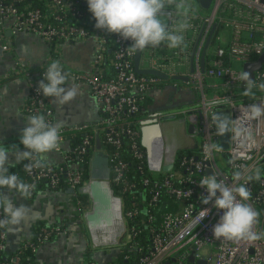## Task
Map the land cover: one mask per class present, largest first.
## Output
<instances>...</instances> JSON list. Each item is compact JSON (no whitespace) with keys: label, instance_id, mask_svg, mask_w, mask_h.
<instances>
[{"label":"built area","instance_id":"2783aa9c","mask_svg":"<svg viewBox=\"0 0 264 264\" xmlns=\"http://www.w3.org/2000/svg\"><path fill=\"white\" fill-rule=\"evenodd\" d=\"M185 2L189 6L193 3L198 6L197 15H190L192 27L185 33V46L176 50L161 46L141 52L139 69L153 70L165 76L160 78L135 72L136 54L126 51L131 41L96 29L86 0H0V40L5 31L11 35L26 33L44 41L52 52L50 59L35 70L29 69L20 59L15 61L11 75L27 80L30 95L24 111L29 115L43 114L50 123H55L53 99L44 98L37 91L42 71L51 60L61 62L63 47L88 41L94 46L88 71L65 70L75 83L89 88L99 107V121L62 128L61 146L55 151L63 156V163L43 169L26 167L24 181L33 185L45 182L51 188L64 185L72 189L75 197L84 194L90 201L87 190L92 182L90 166L89 177H86L83 171L67 165L74 154L79 158L87 150L94 153L93 140L101 136L112 148L109 153L105 149L100 151L108 162L107 181L119 193L115 196L121 203L123 223L116 242L104 246L110 249L118 243L115 248L136 251L141 255L139 264H200V261L203 264H264V235L257 241L214 238L213 228L222 212L211 204L201 203V197L207 193L199 186V180L207 175V171L221 177H230L238 169L244 171L245 176H255L257 170L264 171V119H253L248 111L249 105L264 103V90L254 89L255 95L246 97L243 95L244 82L239 79L245 64L257 63L263 57L252 79L257 83L264 81V1L211 0L207 8L198 0ZM175 10V7L166 10L164 19L170 26L178 19ZM198 10L206 13L203 15ZM235 63L240 68H234ZM176 77L187 81L175 80ZM164 87L171 91L192 88L202 96L195 109H181L175 113L184 118V122L196 126L201 146L198 156H183L177 161L176 147H167L163 135L159 150L161 165L172 163L173 167L161 181H153V178L143 176L145 152L140 146L141 122L153 109L143 119H139L138 114L149 92ZM216 111H228L236 126L243 130L235 139L229 134V147L225 152L218 145L216 128L211 121L212 113ZM167 116L172 113L162 110L156 114L157 119ZM78 133L86 134L82 146L72 149V155L63 151L62 143ZM213 143L220 150L209 155L206 147ZM220 154L228 158V164L222 168L215 159ZM176 163L182 174L173 172ZM248 187L252 192L249 203L260 213L253 230L264 234V175L258 180L253 179ZM127 199L130 201L126 202ZM159 206L163 208L159 209ZM205 207L211 211L202 217L201 210ZM138 208L144 211L146 223L147 235L142 242L137 241L141 231L135 226L129 227V222L137 221ZM155 209L159 213L158 219L153 214ZM63 234L58 226L41 227L35 238L22 243L13 255H7V235L0 231V264H21L22 251L29 249L36 255L41 245ZM119 238L121 242H118ZM98 247L103 246L93 244L92 249ZM191 255L193 262H189ZM86 264L95 263L88 261Z\"/></svg>","mask_w":264,"mask_h":264},{"label":"clouds","instance_id":"9594fccd","mask_svg":"<svg viewBox=\"0 0 264 264\" xmlns=\"http://www.w3.org/2000/svg\"><path fill=\"white\" fill-rule=\"evenodd\" d=\"M86 3L96 22L95 28L131 41L126 51L132 55L161 46L182 49L185 33L192 27L189 5L185 0H86ZM172 7L178 10L174 26L164 19L166 10ZM239 79L244 82L243 95L246 97L254 96V89L264 90V81L257 83L246 70L239 74ZM70 82L71 86L66 87ZM37 91L63 107L81 95V85L74 82L59 60H51L42 71ZM248 111L253 119H264V103H253L248 106ZM25 119L27 126L19 136V145L24 150H19L18 145L6 147L0 142V231L7 234H15L30 213V209L18 200H28L35 191V185L25 182L11 169L21 161H28L27 168H46L50 154L61 146L63 139L61 122L50 123L45 115L37 113ZM211 121L217 136L231 134L235 139L242 135L243 130L230 116L213 112ZM219 150L214 143L206 147L209 155ZM13 153L15 161L10 162L9 157ZM260 176L259 170L255 176H245L244 171L238 169L230 177L213 173L199 180V186L207 193L201 197V203L211 204L222 212L213 228L214 238L250 241L262 238L264 234L253 230L260 213L249 203L252 192L248 187L249 182L260 179ZM210 211L207 207L203 208L201 216H208Z\"/></svg>","mask_w":264,"mask_h":264},{"label":"crops","instance_id":"0c3cea01","mask_svg":"<svg viewBox=\"0 0 264 264\" xmlns=\"http://www.w3.org/2000/svg\"><path fill=\"white\" fill-rule=\"evenodd\" d=\"M0 46L3 51V55L0 57V142H3L6 147L18 145L19 150L22 151L24 149L22 145H19V136L21 130L27 126L25 118L29 114L24 111V107L29 100L30 92L27 80L14 77L11 73L14 70L16 60H22L29 69L35 70L41 68L50 59L52 52L49 45L44 41L26 33L11 35L10 32L5 31L0 40ZM3 47H6V50ZM93 47V43L89 41L63 47L60 57L62 65L66 69H74L80 72L88 71L93 59ZM70 86L71 82L66 87ZM158 94L159 89H154L149 92L148 97L153 101ZM53 105L55 107L54 122H61L62 128H73L85 124L92 125L97 123L100 118L99 107L92 98L89 88L85 85H81V95L77 96L74 101L61 107L53 100ZM150 107L153 110L156 109L152 104ZM169 128L166 123H163L162 131L165 139H173ZM179 130L180 132L176 137L182 142V144L179 143V147L199 153L200 143L197 145L195 141V139H200L197 132L195 131L194 134L187 133L186 122L183 120H181ZM68 148L67 141L62 143L63 151L68 150ZM100 150L101 147L96 148L92 160L94 155L98 153L105 157ZM50 155L48 165L54 166L63 163V156L60 153L54 151ZM9 159L10 162H14L15 154H11ZM27 163L28 161H21L13 170H25ZM73 193L72 189L67 186L56 188L48 186L36 190L28 200L19 199L18 203L25 204L30 209V213L15 234L6 233V254L13 255L19 250L22 243L32 240L37 226H58L64 234L39 247L36 253L37 263L86 264L89 261L91 249L83 230V216L84 212L90 208L84 209L81 201ZM5 194L7 195V192ZM102 234L105 233L98 235L99 244H95L96 237H94L95 246H104L113 241L114 237H111L114 235L113 233L112 235Z\"/></svg>","mask_w":264,"mask_h":264},{"label":"water","instance_id":"95a60500","mask_svg":"<svg viewBox=\"0 0 264 264\" xmlns=\"http://www.w3.org/2000/svg\"><path fill=\"white\" fill-rule=\"evenodd\" d=\"M198 1L202 7L207 8L211 0ZM7 35L9 36V33H7ZM2 55L3 51L2 47L0 46V57ZM140 57L141 52L136 54L134 57V67L137 74L153 75L160 78H165L164 75L156 71L139 69ZM262 60L263 57L257 63L245 64L243 67L244 71H248L251 74V77H253V72L259 69ZM201 68H203V56L201 58ZM175 80L187 81V79L183 77H176ZM172 96L173 93H170L169 99H171ZM182 107H184V105H181L180 108ZM160 111H157V109L151 111V115L143 119L140 126V146L145 151L146 165L151 173H168L173 167L172 163L161 165L159 150L163 143L162 123L164 121L174 119V116H167L157 119L156 114ZM153 112H155V114ZM216 113L222 114L224 116H230L228 111H216ZM199 123H202L201 119L199 120ZM195 131V126L190 122H187L186 132L189 134H194ZM218 145L222 151H227L229 147V134L218 136ZM96 148H100L98 140L96 141ZM108 173L107 159L100 153L94 155L90 164V177L92 178L91 193L89 194L90 210L88 213L84 214L83 220L92 240L94 237L103 232H107L108 234L113 232V241L107 244L113 245L121 234L123 228L121 217L122 208L120 200L114 195L110 184L107 181L109 177ZM206 173L207 175H211L210 171H207ZM79 192L81 193L82 191ZM193 260L194 257L191 255L189 257V262H193ZM199 263L203 264L201 261Z\"/></svg>","mask_w":264,"mask_h":264},{"label":"trees","instance_id":"16d2710c","mask_svg":"<svg viewBox=\"0 0 264 264\" xmlns=\"http://www.w3.org/2000/svg\"><path fill=\"white\" fill-rule=\"evenodd\" d=\"M151 102H152V100L148 97V98H146L145 102L141 105V107H140L141 111L138 114L139 119L145 118L150 113V110H152L150 107ZM85 136H86V134L78 133L75 135V137H73L72 139H69V141H68L69 148H68V150H65V151L72 155V149L81 147ZM97 140L99 141L101 149L107 150L108 153L112 151V148L103 142V140L101 139V136H99L97 139L93 140L95 147H96V141ZM200 146H201V144H200ZM141 149L144 151L143 148H141ZM198 155H199L198 152L191 151V150L180 151V152H178L177 161H179L183 156L191 157V156H198ZM92 156H93V153L91 150H87L86 153L79 158L74 154L71 156L72 161L68 162L67 167L81 170L84 172V175L86 177H89V166H90ZM143 169H144L143 176L148 177L150 179L153 178L154 179L153 181H161L165 176H167L169 174V173H165L162 176L159 174L158 177H152L151 176L152 173L148 170L147 165H146V155H145V160H144V164H143ZM11 170L16 172L23 180L26 179L24 169H22V170L11 169ZM173 172L182 174L183 171H182V169L179 168V163H176V165L174 166ZM261 175H264V171H261ZM61 186H64V185H60L58 187H61ZM43 187H48L47 183H45V182L44 183H38L35 185V191L40 189V188H43ZM111 188L113 190L114 195L119 196L117 188H115L114 186H112ZM77 196H78L77 198L81 201V205L83 206V208L86 210L89 209L90 208V201H89V198L87 197V195L78 194ZM128 201H130V200L127 199L126 202H128ZM161 205H163V204H161ZM161 208H163V206H159V209H161ZM140 209L138 208L139 214L137 217V221L129 222L130 228L135 226L137 231H141L140 236L137 238L138 242L139 241L142 242L144 240L143 237L147 235L146 234V223L144 220L145 219L144 211L140 210ZM153 214L158 219V215H159L158 210L156 211V209H155ZM41 227H47V226H43V225L37 226L34 238L36 237V235L38 233V229ZM107 253L108 252L105 250L104 254L106 256H107ZM140 257H141L140 254H137L136 251H132L128 248H125L124 250L116 248V253L113 256L112 260H108L104 264H139ZM20 258H21V261H20L21 264H38L36 261V255L33 254L32 252H30L29 249L22 251L20 253ZM89 262H92L91 257H89Z\"/></svg>","mask_w":264,"mask_h":264},{"label":"rangeland","instance_id":"374dc122","mask_svg":"<svg viewBox=\"0 0 264 264\" xmlns=\"http://www.w3.org/2000/svg\"><path fill=\"white\" fill-rule=\"evenodd\" d=\"M198 8L196 3H193L192 6H189L188 8V12L189 15H191L192 17L197 15V12H195V10ZM176 13L178 12V10H175ZM198 13H202L203 15L206 13V11L203 10H198ZM234 68H240L239 64H234L233 65ZM172 92L174 95L172 97V99L168 98V94ZM201 98L202 96L200 95V93L198 91H196L195 89L192 88H184V89H178V90H174L171 91L168 88L164 87L162 89H159V94L158 96H156L153 101L151 102L152 106L155 107L157 109V111L160 110H167V112L172 113V116H175V113H178L181 109V105H185L184 108L186 110L191 109L192 107H195L197 105H200L201 103ZM153 109V108H152ZM184 118H181L179 116H175L174 119H172L171 121L166 122L167 126H169V131L172 134L173 139H165V144L167 147H171L173 144L174 147L177 148V153L180 151H185L183 149H180L179 147V143L182 144L181 139H176V137L178 136L180 130V124H181V120H183ZM200 139H195L197 145L200 143L199 141ZM199 141V142H198ZM178 142V143H177ZM175 143H177L175 145ZM200 146V144H199ZM217 164L222 168L223 165H227L228 164V158L226 155L224 154H220V155H216L215 157ZM225 171V170H224ZM159 174L157 173H152V177H158ZM160 175L162 176L163 173H160ZM83 224H84V220H83ZM83 230L84 233L87 236V239L89 241V247L91 249L90 251V257H91V261L95 264H102L103 262L105 263L108 260H112L113 256L116 253V246L113 248H107V246H103V247H98L97 249H92L93 247V240L85 226V224L83 225ZM102 235H106L102 234ZM107 235H112L111 234H107ZM111 237H114V235H112ZM118 242H121V239H118ZM105 250L108 252L107 256L104 254ZM107 259V260H106Z\"/></svg>","mask_w":264,"mask_h":264},{"label":"bare ground","instance_id":"6f19581e","mask_svg":"<svg viewBox=\"0 0 264 264\" xmlns=\"http://www.w3.org/2000/svg\"><path fill=\"white\" fill-rule=\"evenodd\" d=\"M177 139H179V138H177ZM178 143V142H177ZM177 143H175V145L177 144ZM172 146H174L173 144H171ZM91 187H92V184L90 185V187H89V189H87L88 190V192H89V194L91 193ZM103 233H107V232H103ZM113 233V232H112ZM94 242H95V244H99L100 242H99V239H98V235L96 236V239L94 240Z\"/></svg>","mask_w":264,"mask_h":264},{"label":"flooded vegetation","instance_id":"af4514ba","mask_svg":"<svg viewBox=\"0 0 264 264\" xmlns=\"http://www.w3.org/2000/svg\"><path fill=\"white\" fill-rule=\"evenodd\" d=\"M169 95V94H168Z\"/></svg>","mask_w":264,"mask_h":264}]
</instances>
